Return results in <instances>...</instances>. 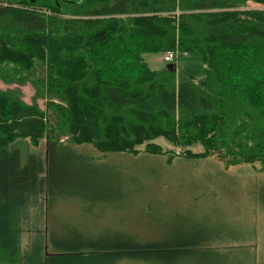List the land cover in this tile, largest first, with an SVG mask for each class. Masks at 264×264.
I'll list each match as a JSON object with an SVG mask.
<instances>
[{
    "label": "trees",
    "instance_id": "16d2710c",
    "mask_svg": "<svg viewBox=\"0 0 264 264\" xmlns=\"http://www.w3.org/2000/svg\"><path fill=\"white\" fill-rule=\"evenodd\" d=\"M74 42L89 47L74 53ZM168 52H199L207 77L153 71L143 58ZM24 81L46 107L0 88V264H175L201 242L49 226L62 148L138 156L144 145L160 157L164 138L178 158L264 168V0H0V82ZM15 130L46 140L45 161L22 166L3 143ZM197 143L203 152L189 150Z\"/></svg>",
    "mask_w": 264,
    "mask_h": 264
},
{
    "label": "rangeland",
    "instance_id": "374dc122",
    "mask_svg": "<svg viewBox=\"0 0 264 264\" xmlns=\"http://www.w3.org/2000/svg\"><path fill=\"white\" fill-rule=\"evenodd\" d=\"M118 46V52L124 49L123 43ZM80 47L89 46L74 42V53ZM163 57V53L143 55L153 71L176 65L177 74L191 75L196 80L207 77L199 52H176L169 63ZM45 58L50 63L49 57ZM74 68L79 70L78 62ZM57 69L61 71L62 67ZM0 88L19 91L24 105L39 106L45 112V99L34 103L36 89L31 81L10 86L0 82ZM17 135L15 130L12 138L3 143L19 150L22 166L34 154L45 161L46 140ZM60 143L70 144L69 138L62 137ZM155 143L165 156L145 153L144 145L138 147L142 151L138 156L105 155L88 142L60 149L53 169L56 187L49 226L96 231L111 227L155 243L201 239L197 246H188L187 253L175 264H264L262 165L230 161L229 155L220 160L218 154L204 160L178 158L182 150L171 142L158 138ZM189 150L200 153L204 147L197 143ZM168 157H174L171 165L167 164ZM44 225L43 222L40 228Z\"/></svg>",
    "mask_w": 264,
    "mask_h": 264
},
{
    "label": "built area",
    "instance_id": "2783aa9c",
    "mask_svg": "<svg viewBox=\"0 0 264 264\" xmlns=\"http://www.w3.org/2000/svg\"><path fill=\"white\" fill-rule=\"evenodd\" d=\"M173 59H175V52H168L163 57V61L167 63L172 62Z\"/></svg>",
    "mask_w": 264,
    "mask_h": 264
},
{
    "label": "water",
    "instance_id": "95a60500",
    "mask_svg": "<svg viewBox=\"0 0 264 264\" xmlns=\"http://www.w3.org/2000/svg\"><path fill=\"white\" fill-rule=\"evenodd\" d=\"M167 69L170 70L171 72H175L177 70L176 65H168Z\"/></svg>",
    "mask_w": 264,
    "mask_h": 264
}]
</instances>
